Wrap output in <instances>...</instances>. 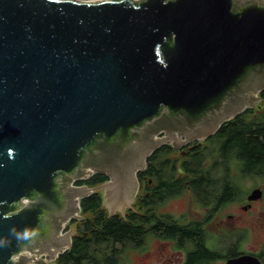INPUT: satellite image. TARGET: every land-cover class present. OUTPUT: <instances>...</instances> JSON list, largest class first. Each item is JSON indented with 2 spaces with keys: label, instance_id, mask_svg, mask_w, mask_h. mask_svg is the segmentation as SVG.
<instances>
[{
  "label": "water",
  "instance_id": "water-1",
  "mask_svg": "<svg viewBox=\"0 0 264 264\" xmlns=\"http://www.w3.org/2000/svg\"><path fill=\"white\" fill-rule=\"evenodd\" d=\"M262 90L264 0H0V264H50L80 199L124 214L155 149L205 140ZM92 173L109 178L75 184Z\"/></svg>",
  "mask_w": 264,
  "mask_h": 264
},
{
  "label": "trees",
  "instance_id": "trees-1",
  "mask_svg": "<svg viewBox=\"0 0 264 264\" xmlns=\"http://www.w3.org/2000/svg\"><path fill=\"white\" fill-rule=\"evenodd\" d=\"M259 99L258 109L247 108L233 120L222 123L213 138L216 139L219 162H224L233 152L239 161L245 163L247 172L261 167L264 175V90L259 92ZM206 142L207 140L199 143L184 156L174 157L176 163L175 160H170L172 149L169 145L164 144L155 150L146 160V167L137 174L141 187L135 202L124 214L109 215L102 204L101 192L97 189L80 199L81 218L72 220L77 224L76 233L72 236L70 247L56 258L57 263L120 264L125 249L137 244V241L142 240L148 232L160 238L196 241L197 249L192 254L197 260L196 263L209 258L212 254L237 255L238 246L235 243H232L228 253L219 250L212 251L213 253L207 251L203 246L205 231L199 222L176 221L171 215L161 213L157 209L164 195L168 197L171 194V191L166 193L163 189L168 186L172 187L175 193H179L185 190L188 184L200 202L201 198L205 199L203 194L210 185L213 186L211 191L214 193L220 190L216 182H223L225 179L226 183L223 186L226 191L215 199V202L222 204L224 200L235 197L236 188L232 182L226 178H217L218 176L211 178L214 173L207 167L209 158L205 153ZM149 177L152 178L151 188L145 181V178ZM104 180L105 175L93 174L86 180L76 183L95 187Z\"/></svg>",
  "mask_w": 264,
  "mask_h": 264
},
{
  "label": "flooded vegetation",
  "instance_id": "flooded-vegetation-1",
  "mask_svg": "<svg viewBox=\"0 0 264 264\" xmlns=\"http://www.w3.org/2000/svg\"><path fill=\"white\" fill-rule=\"evenodd\" d=\"M255 105L258 108L260 107L259 94H258V100L255 102L254 106L249 107V108L252 109L255 107ZM255 113L258 114L257 110H255ZM235 117H233V118H235ZM233 118H231L229 120H233ZM229 120H227V121H229ZM227 121H225V122H227ZM215 132L203 141H199V140H193L190 142H178V141H176L178 145H173L172 143L166 144V145H169L172 149V155H171L170 160L171 161L175 160V163H176V159L173 158L175 151L179 152V155L184 156V155L190 153L191 150L194 149L199 143H203L204 141L207 140V142H210L209 148H207V150L209 151V154H210V158L207 160V167L210 169V171H212L214 173L211 176V178L218 176L217 178H226L227 180L232 182L236 188L235 197L231 198V199L224 200L222 202V204H219V203L217 204V202H215V199H217L219 196L224 194V192L226 191L225 187L223 186L226 183L225 179L223 182H219V181L216 182V184L220 188V190L218 189L214 193H213V191H211L213 189V186L210 185L209 189L203 194L205 199L201 198L200 202H198L197 198L193 194L194 192L192 191V189L189 187L188 184H187V188L185 190L179 192V193H175V190H173L172 187L168 186V187H164L163 189L166 190V193L167 192L170 193V191H171V194L168 197H166V195H164V199L159 203V205L157 206V209L161 213L171 215V218L173 220H176V221L179 220L182 222L184 219L179 218L178 216L174 215L171 212L163 211L162 209L164 208V205L168 201H171V199L180 198L182 196V194H184L186 192L185 193L186 195H190L191 198H193L195 203H197L198 205H200L201 207L204 208V214H203L204 216L201 219L194 218V219H189V220H184V221L185 222L186 221L199 222L205 231V224H207V223L211 222L213 225H217L218 227L225 224L226 222L223 220L224 219L223 216H221L219 214L221 209L225 208L230 203L237 201V199H241L240 204L238 205V209L241 212L246 213V215H244L242 213L241 216H236V215H232V214H228L226 216V218L229 220L230 219H234V220H241L242 219L243 223L245 224V226H240V228L236 227L240 231H242V234L237 235L234 241H226L223 239L222 245H224L226 247V248H224L223 252L228 253L231 250V245H233L232 243H235V245L238 246L240 244V242L242 241V239L245 238V234L247 232L248 226L258 227L261 224L260 220H261V218H263V215L258 210H257V212L255 211V204L259 202V200L262 196L258 199H249L251 192L254 189L259 188V186L261 184L258 185V187L254 186L251 190L242 191L243 189H242V186L240 184V180H242L243 178H246V177H249V178L262 177L263 171H262L261 167H259L258 169L254 170V171L247 172L245 170L246 169L245 163L239 161L235 157L233 152H231V154L227 157V159L224 160V162H222V163L219 162V159H217V152H216L217 143H216L215 137L213 138ZM159 136H163V134L161 133V134H159ZM161 146H159L157 149H159ZM157 149H155V150H157ZM153 152L151 154H153ZM148 157L146 158V160L148 159ZM177 159H179V158H177ZM145 167H146V164H145ZM138 172L139 171L136 172V176H137ZM93 174H99V173H92L87 178L91 177ZM101 175H104V174H101ZM108 178L109 177L106 176V180H108ZM106 180H104L103 182H105ZM137 181H138V190L136 192L134 201L131 203V206L135 202L136 196H137V194L140 190V187H141L140 186L141 183H140V180L138 179V177H137ZM145 181L147 183V186L149 188H151L152 178H150V177L145 178ZM103 182H101L100 184H102ZM186 182H188V181H186ZM174 183H176V182H174ZM213 183H215V182L213 181ZM75 184L76 185H85V183H75ZM100 184H98L96 186H99ZM259 189L261 190V188H259ZM147 193L149 194V191ZM262 194H263V192H262ZM101 195H102L103 201H104V191L101 192ZM215 195H216V197H214ZM103 201H102V204H103ZM204 203H208V204L205 205ZM129 208H126V210ZM115 213H120V212L116 211ZM72 220H74V219H71L66 224L65 229L62 231V232H65V231H68L70 229L72 230L71 242H72V236L76 233V229H77L76 222H73ZM78 220H80V219H78ZM225 233L229 234L230 232L226 231ZM228 234H227V236H228ZM205 236H206V233H205ZM152 240L156 241V242H154L155 243L154 253L153 254L148 253V254L144 255L142 260H141V264H147L149 262L152 263V261L154 262V264H195L197 261L196 259L193 258V255H192L194 252H196V249H197V242L193 241V240L181 241L177 238H160V237H156L155 235H152L150 232H148L142 240L137 241V244L135 243L134 245H131L129 247L132 251L133 250H137V251L145 250V251H147L149 245L151 244L150 242ZM203 246L207 251H210V252L217 250L215 248H211L208 246V244L206 243L205 237H204ZM260 253L261 252L242 251V250H239V248H238V254L235 256H239L241 254H252V255L259 258V260L261 261V264H264V256H261ZM218 255L212 254L209 258L202 259L201 261L197 262L196 264H202V263L215 264L216 261H218V260L224 261V264H225L226 260L228 258L235 257V256H231V255H229V256L228 255L223 256L220 254H218ZM56 258L54 260L50 261V264H58ZM32 264H43V261L41 260V257H39V258H36L35 261L32 262Z\"/></svg>",
  "mask_w": 264,
  "mask_h": 264
},
{
  "label": "rangeland",
  "instance_id": "rangeland-1",
  "mask_svg": "<svg viewBox=\"0 0 264 264\" xmlns=\"http://www.w3.org/2000/svg\"><path fill=\"white\" fill-rule=\"evenodd\" d=\"M258 109V108H256ZM207 148H209L210 142L205 143ZM208 154V158H210L209 151L205 152ZM179 152L175 151L174 157H178ZM240 184L242 186V191L251 190L254 186H259L261 188L263 194L260 198L259 202L255 204V211L257 210L262 213L263 218H261V224L258 227L248 226L247 232L245 234V238L242 239L240 244L238 245L239 250L242 251H254V252H261L264 254V175L259 178H243L240 180ZM101 191V190H99ZM102 192V191H101ZM186 193V192H185ZM182 194L180 198L171 199L168 201L163 211H168L173 213L174 215L178 216L181 219L189 220V219H201L204 215V208L194 202L193 198L190 195ZM243 196V195H242ZM241 199H237V201L230 203L225 208H222L220 211V215L223 216V220L226 222L222 226L218 227L217 225H213L211 222L205 224V233H206V243L209 247L215 248L217 250L223 251L226 248L223 244V239L226 241H234L237 235H241L242 231L238 228L240 226H245L243 220H234V219H227L226 216L228 214L241 216L243 212L238 209V205L240 204ZM106 208V207H105ZM107 210V208H106ZM108 211V210H107ZM246 215V213H243ZM226 231L230 232L225 233ZM228 234V236H227ZM156 241L152 240L148 247V250H131L130 247L126 248L124 254L121 256V263L120 264H141V260L144 255L150 253H154L155 243ZM168 250V249H167ZM264 256V255H263ZM147 264H154L147 263ZM215 264H224V261H216Z\"/></svg>",
  "mask_w": 264,
  "mask_h": 264
},
{
  "label": "bare ground",
  "instance_id": "bare-ground-1",
  "mask_svg": "<svg viewBox=\"0 0 264 264\" xmlns=\"http://www.w3.org/2000/svg\"><path fill=\"white\" fill-rule=\"evenodd\" d=\"M86 180V179H85Z\"/></svg>",
  "mask_w": 264,
  "mask_h": 264
}]
</instances>
